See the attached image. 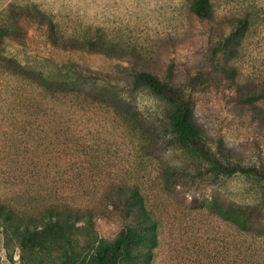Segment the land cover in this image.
<instances>
[{
    "label": "rangeland",
    "instance_id": "374dc122",
    "mask_svg": "<svg viewBox=\"0 0 264 264\" xmlns=\"http://www.w3.org/2000/svg\"><path fill=\"white\" fill-rule=\"evenodd\" d=\"M13 1L35 2L68 28L103 29L115 49L112 72L145 67L164 73L173 58L179 79L183 62L199 61L193 0H0V20ZM213 2L220 16L247 20L229 62L256 98L246 108L229 105L227 78L213 75L195 118L212 147L221 130L237 158H255L249 139L256 129L264 131V122L261 128L249 113L264 118V0ZM85 66L111 67L103 58ZM6 78L0 77V202L35 214L53 205H100L109 184H134L146 195L157 244L132 250L130 262L120 264H264V218L248 234L236 227L232 211L220 212L235 204L242 181H229L228 191L215 199L214 191H195L190 177L171 175L182 159L162 141L161 123L170 109L165 101L147 89L118 95L89 85L54 97L21 83L26 89L19 92L12 90L16 81ZM110 225L97 220V236L107 237ZM78 238L80 246L92 240L87 234ZM69 259L77 260L71 248L23 249L0 227V264L75 263Z\"/></svg>",
    "mask_w": 264,
    "mask_h": 264
},
{
    "label": "trees",
    "instance_id": "16d2710c",
    "mask_svg": "<svg viewBox=\"0 0 264 264\" xmlns=\"http://www.w3.org/2000/svg\"><path fill=\"white\" fill-rule=\"evenodd\" d=\"M193 10L200 39L199 61L183 62L184 77L177 79L173 58L164 73L145 67H131L128 72L120 67L112 72V67H117L111 59L115 49L103 29L68 28L35 2L13 1L0 20V77L16 81L13 91L25 90L23 83L54 97L59 90H77L84 85L118 95L125 89L149 90L170 105L161 123L162 141L168 152L182 159L171 175L190 177L195 191H214L215 199L228 191L225 186L229 181H242L245 187L236 192L235 204L220 212L232 211L236 227L250 234L254 232L251 227L264 218V131L256 129L257 134L249 139L255 158L243 160L232 153L221 130L212 147L195 118L198 98L213 75L227 78L225 99L229 105L236 102L246 108L254 103L256 95L237 81L238 73L229 62L247 20L220 16L213 0H193ZM32 38L39 43L33 45ZM95 58L108 61V71L85 66ZM249 114L259 125L264 122L257 112ZM99 200L100 205L46 206L35 214L0 202V227L17 238L23 249L67 253L71 248L77 255V260L69 259L75 260L74 264L130 262L132 250L156 246L157 225L138 185L111 183ZM97 220L111 224L107 237L97 236ZM82 234L92 238L86 246L79 244Z\"/></svg>",
    "mask_w": 264,
    "mask_h": 264
}]
</instances>
